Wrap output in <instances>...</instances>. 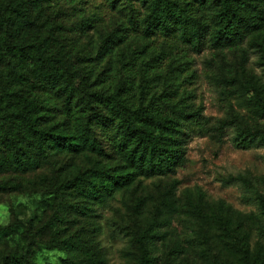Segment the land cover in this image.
Returning <instances> with one entry per match:
<instances>
[{"label": "trees", "instance_id": "obj_1", "mask_svg": "<svg viewBox=\"0 0 264 264\" xmlns=\"http://www.w3.org/2000/svg\"><path fill=\"white\" fill-rule=\"evenodd\" d=\"M114 11L122 22L110 37L114 43L137 36L159 47L147 59L118 62V82L97 90L78 63L80 52L60 43V30L73 16L81 32ZM192 54L200 57V68L189 67L180 82L182 61ZM203 87L211 90L221 117L206 114ZM203 137L237 150L264 149V0H0V204L50 195L39 218L27 224L10 209L0 234L20 230L27 247L11 264H34L41 246L69 256L82 251L91 258L87 264H104L101 222L112 239L127 242L130 263L155 264L148 240L154 236L130 220L105 215L114 195L138 197L144 189L149 202H160L161 214L186 213L211 230L210 244L217 247L227 236L215 226L233 209L222 200L209 206L198 186L186 190L185 210L176 206L182 192L177 172L189 167L190 142ZM83 155L116 164L99 163L85 178L53 191L55 158ZM217 181L243 188L246 204L257 207L260 241L251 249L249 236L241 237L234 264H264L262 179L239 172Z\"/></svg>", "mask_w": 264, "mask_h": 264}, {"label": "rangeland", "instance_id": "obj_2", "mask_svg": "<svg viewBox=\"0 0 264 264\" xmlns=\"http://www.w3.org/2000/svg\"><path fill=\"white\" fill-rule=\"evenodd\" d=\"M50 1L56 5L58 0ZM96 6L99 7L98 2L95 5L91 4L90 11L97 12ZM78 22V18L73 16L69 24H62L60 43L66 48L72 47L80 52L78 63L93 77L91 82L96 83L97 90L108 89L118 82L119 75L116 73L118 62L133 61L135 58L147 59L159 47V43L137 36L121 38L119 43H114L110 37L117 34L122 25L117 11L112 12L106 22L86 27L81 32L76 27ZM43 34L39 33V36ZM191 60L195 62L194 66L186 65ZM182 63L180 82L189 76V67L200 68V57L192 54L184 58ZM252 69L256 73H261V68L257 64H254ZM202 89L206 114L210 117H221L223 111L215 104L211 90L206 87ZM238 110L252 124L257 123V118L249 110L240 107ZM187 158L190 161L188 169L179 170L176 176L182 183L180 186L182 192L178 196L176 206L185 210L186 190L196 186L205 193L209 206L218 200L224 201L233 209V213L221 224L216 225L215 231L221 235L226 234L229 239L222 236L225 237L223 243L217 247L211 245L209 239L211 230L202 229L200 224L186 213L170 216L161 214L160 202H149L146 189L138 197H133L129 193H117L110 201L112 210L105 215L107 218L130 220L134 227L142 226L147 235L154 236L148 240L154 244L152 248L155 264H234L241 246L239 244L241 237L249 236L251 249H255L260 241L258 231L260 224L254 216L257 207L246 204L243 188L224 187L217 180L229 173L243 172L255 180L262 179L259 188L264 192V149L237 150L227 141L216 144L203 137L190 142ZM99 163L107 167L116 164L110 159L87 155L55 158L59 178L53 191L75 178H85ZM148 183L149 181H146L144 185ZM49 199L50 195L47 193L12 197L9 203L0 204V227L8 225L11 208L23 224L36 220L44 211ZM151 221H154V225H151ZM101 225L100 241L104 249V264H132L125 256L127 242L112 239L105 222H101ZM261 243L264 246V239ZM26 252V243L21 237L20 230L0 234V264H11L10 259L21 258ZM90 260V256L82 251L69 256L59 247L41 246L33 254L34 264H87Z\"/></svg>", "mask_w": 264, "mask_h": 264}]
</instances>
